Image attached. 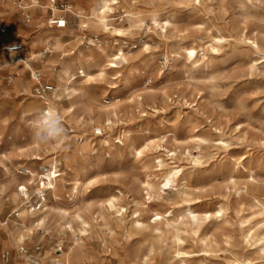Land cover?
I'll list each match as a JSON object with an SVG mask.
<instances>
[{"label": "rangeland", "instance_id": "rangeland-1", "mask_svg": "<svg viewBox=\"0 0 264 264\" xmlns=\"http://www.w3.org/2000/svg\"><path fill=\"white\" fill-rule=\"evenodd\" d=\"M37 1L40 5H48L45 0ZM66 1L73 10L80 9L83 13H87L88 6L94 2ZM119 1L113 16L115 23L121 20L124 9H131L141 12L145 24L135 28L123 40L114 34L96 33L107 50L124 43L129 64L120 69L117 78L109 68L104 77L98 76L95 74L97 67L91 70L92 80H86V76L79 78L75 86L79 103L73 113L62 115L68 130L64 147L54 150L53 146H37L32 140L29 122L40 111V106H48L44 105L46 98L31 96L35 95L32 81L24 91L17 86L19 76L13 85L6 86L10 88L5 90V97L0 93V161L7 167L0 162V253L9 254L10 264H23L17 251L23 244L34 255L36 246H40V257L49 254L61 258L66 246L73 245L76 239L64 236L62 242L59 241L56 232L59 209L73 212L76 206L83 210L91 206V211L96 214L103 206L106 210L103 213L114 232L95 225L80 239L77 230L76 237L85 245L87 253L82 264L116 261L131 264L132 259L148 246L160 241L150 228H138L132 223L131 214L136 215L133 213L135 202L144 207L141 214L148 220L154 218V209L166 210L167 214L174 210L180 215L188 213L189 205L203 210L220 202L226 206L223 218L206 219L196 235L190 231L182 232L184 250L192 252L186 262L179 261L172 253L176 245L164 235L161 249L151 256L149 264H264V0ZM2 6L15 9L9 1L0 4V8ZM34 8L36 14H33L32 24L23 21L16 13L18 9L12 14L13 20L6 22L16 29V35L10 39H19L24 47L20 53L13 54L0 50V74L3 73L0 80L4 85L11 71H7L10 66L2 68L1 62L5 63L15 55L25 57L26 41L42 25L47 26V8L39 21L36 19L39 6ZM154 10L159 11L161 20L169 17L171 22L166 29H160V25L156 27L151 20L150 14ZM70 16L67 29H52L72 40L70 35L77 32L78 17L72 13ZM83 34L85 41L93 37L88 29ZM218 34L226 40L217 50L210 49L209 44ZM253 38L260 45L259 54L250 44L249 39ZM192 41L205 46L204 51L198 48L199 61L193 65L180 51L182 44ZM143 42L148 44V49ZM83 46L87 49L86 43ZM67 48L77 53V47ZM91 53L96 56L95 50L91 49ZM49 54L44 53V56ZM255 59L257 65L252 68ZM23 77L22 82L32 80L28 73ZM112 85L116 88H111ZM105 92L120 99L118 110L124 121L108 130L111 146L102 144L103 132L100 136L94 134L97 122H104L105 116L98 117L97 109L104 104ZM137 95L142 98L141 104ZM123 126L129 132L121 143L117 136ZM198 135L207 141L195 143L191 137ZM218 137L231 143L229 149L214 146L213 140ZM151 138H163L164 147L176 151L174 162L170 164L183 167L181 183L184 186L181 187L186 189V195H175L176 187H170L162 192V197L155 200L148 197L142 184L145 175L159 173L158 156L164 159L170 156L166 151L156 153L151 150L137 156L136 148ZM75 147L82 148L76 150ZM19 150L24 151L22 155H16ZM54 156L60 199L46 195L50 207L35 215L36 219L48 214L45 224L25 243L16 245L11 240V233L12 228L21 223L17 210L22 204L15 206L11 202L12 192L17 183L24 182L31 188L40 179L33 181L30 175L18 170L50 168L48 161ZM74 178H81L84 184L78 194L70 191ZM115 198L128 206V216L123 224L113 218ZM30 199L36 206L39 196L35 190L30 189ZM190 226L188 222L180 228ZM249 229L259 234V241H246ZM59 246H62L60 253L57 251ZM107 252L108 256L105 255ZM38 264L49 263L45 258H39Z\"/></svg>", "mask_w": 264, "mask_h": 264}, {"label": "bare ground", "instance_id": "bare-ground-1", "mask_svg": "<svg viewBox=\"0 0 264 264\" xmlns=\"http://www.w3.org/2000/svg\"><path fill=\"white\" fill-rule=\"evenodd\" d=\"M8 1L15 7V9L5 6L0 8V19L6 21H8L11 14L18 9L13 0H7L3 3L0 2V4H4ZM125 1L130 2L132 0ZM119 3V0H94V2L88 6L87 13H83L80 9H71V13L78 17L77 32H72L70 35L72 40L65 39L63 34L60 32L57 33L52 29V27L42 25V28L37 30L36 33L26 41L24 48V53L26 54L25 57L15 55V57L11 59H6L5 63L1 62L2 68L10 66V70H13L11 73L15 74V77L12 84L19 76H21V78L17 80V86H21V88L25 91L29 87L31 81L33 83L35 82L34 73H40L41 75H44L42 76L44 80L50 81L53 84L54 90L51 92L49 98L48 95L50 93L44 98L35 96L34 94H31V96L38 97L42 100H45L46 98L47 101L44 105L47 104L49 106L55 102L62 115L73 113L76 109V104L79 103V98H77L78 96L75 93V86L80 80V77L86 76V80H92L94 74L91 73V70L93 67H97L98 71H95L97 72L95 74L98 76L104 77L106 75V69L109 68L117 75L114 76V78H117L118 73H120V69L129 64V53L125 50L124 43L120 42L115 48L112 47V49L107 50L104 46V42H102L96 34L99 31L102 33L114 34L123 40V37L127 38L135 28L145 24V18L141 12L131 9H124L123 14L120 15V17L122 16L121 20L118 23H115L116 18L113 16L115 15L114 12ZM34 6H39V11L42 12L48 5H40L37 0H32V7L30 8H33ZM150 18L156 27L160 25V29L162 30L164 28L166 29L171 22L169 17L161 20V14L157 10L151 12ZM36 19L39 21L41 19V15H37ZM67 28L68 27H65L64 30ZM85 29H88L93 34V37L89 38L87 41L84 40L86 39V36L83 34ZM15 35L16 29L11 26V29L1 37V40H6L12 37L14 38ZM224 40H226V38L222 34L215 35L212 39L213 42L209 44L210 49L217 50ZM249 41L250 44L253 45L255 51L259 54L260 45L257 40L253 38L249 39ZM77 43L78 46H76ZM85 43L87 49L83 46ZM143 44L145 48L148 49V44L145 42H143ZM68 46L77 47V53L75 50L73 51L68 49ZM199 47H201L202 51L205 50L204 44H200L195 41L185 43L180 46V51L184 54L185 58L190 61L191 65L196 64L199 61L197 58ZM45 48L50 49L49 55L44 56ZM91 49H93V51L95 50L96 56L91 53ZM202 56L205 57L204 52H202ZM52 63L54 64L52 65ZM256 65L257 60L255 59L253 60L251 67L253 68ZM65 70H69V74L67 76H64ZM25 73H28L29 78L32 80L27 81L25 79L22 82ZM0 76H3L2 73ZM20 80L21 84H19ZM0 82L2 84V80H0ZM3 87L4 85H0V93L3 97H5L4 93L7 88ZM111 88H116V85H112ZM103 98L104 104L98 107L97 115L98 117L105 116V118L104 122H97V129H101L103 132L102 144L111 146V135L108 133V130H111L113 126L119 122L124 124V121H121L118 110V102L120 99L115 95L109 96L108 92L104 93ZM137 99L141 104L142 98L140 95H137ZM44 108L46 107L40 106L39 109L42 110ZM128 132L129 131L125 127L120 129L117 136L119 138L118 142L120 141L123 143L124 137L128 136ZM191 138L197 144H202L207 141V139L199 137V135L192 136ZM163 141V138H159L157 140L151 138L147 140L143 146L136 148L135 151L137 156H142V154L148 150L155 151L156 153L166 151L168 152V155H170L169 158L166 159L172 160L171 162H167L166 159L158 156L157 170H159V173H145L146 175L142 184L148 192V197L153 200L157 197H162V192L170 189V187H176V191L173 192L175 195H186V189L181 187L184 186L182 184L183 167L178 164H170L174 162L176 151L166 149ZM213 141L214 146L217 148H228L231 144L228 140L222 137H218ZM37 146H39V144H37ZM57 147H59V145L53 147V149L55 150ZM80 148L75 147L74 149L79 150ZM23 152L24 151L19 150L16 155H22ZM55 159V156L51 157L48 161V163H50V168H44L42 171L28 168L26 170H18V172L30 175L29 177L33 181L38 178L40 179H38V183L35 182L36 184L32 185L31 188H29L24 182L17 183L15 192H12L13 197L11 198V202L14 203L15 206L22 204V206H20L17 210V215L20 218L21 223L16 224L15 228H12L14 231L11 233V240L16 245L25 243L36 233L38 228H41L45 224L48 214L38 216L36 219L35 215L39 211H45L50 207L49 200L46 195L49 194L55 199H60V195L57 193V168ZM2 165L6 167L4 163H2ZM83 185L84 184L81 178H74L70 185V191L74 194H78L83 188ZM21 188H23V191H21ZM30 189L33 191L35 190V194L40 198L39 201L42 202V205L38 208L33 205L30 199ZM114 203L116 208L113 218L117 223L123 224L128 216L127 203L121 202L118 198H115ZM138 204V202H135V208L133 210V213H136V215L133 216V214H131L132 223L138 228H150L155 237L160 241L154 242L148 246L144 252L132 259L131 264H149L151 256L157 251V249H161L160 243L162 242L164 235L168 236L171 242L176 245V248L172 253H174L176 257H179V261L186 262L192 252L184 250V237L182 236V232L190 231L192 234L196 235L203 221L206 219H216L218 217L223 218L226 213V206L224 203L219 202L218 204L216 203L217 206L203 210L193 209L192 206L189 205L187 208L188 213L180 215L175 214L174 210H172L170 214H167L166 210L157 211L154 209L152 215L154 218L152 220H148L141 214V210H143L144 207H140ZM147 207H150V204ZM86 208L87 210H83L80 206H76L73 212H69L67 209H59L56 213L58 216L56 221V232L59 241L62 242L61 237L64 236L69 238L75 237L76 241L73 245L66 246V250L60 254L61 258L50 257L48 254L45 257L39 256L40 260H44L45 258L49 264H82V261L85 259L87 253H85V245L81 244L76 237L77 230L81 235V237H79L80 239L84 235L89 234L94 229L95 225L104 226L110 233L114 232V229L108 221L109 219L103 213L106 211L103 206H100L102 211L100 210V212H97L96 214L91 211V206H86ZM188 222L191 226L182 230L180 225H184ZM258 235L259 234L256 231H251L249 229L245 235V239L247 242L259 241L260 237ZM108 250L110 251V249ZM105 255L108 256V252L105 253ZM38 263L39 260L34 264ZM110 264H120V262L116 261L111 262Z\"/></svg>", "mask_w": 264, "mask_h": 264}, {"label": "built area", "instance_id": "built-area-1", "mask_svg": "<svg viewBox=\"0 0 264 264\" xmlns=\"http://www.w3.org/2000/svg\"><path fill=\"white\" fill-rule=\"evenodd\" d=\"M7 0H0L1 3ZM18 7V11L23 21L30 25L33 23V14L30 12V7H32V0H13ZM48 3L47 14L45 16V23L48 27L52 28H65L68 26L71 19V9L72 5L66 0H45ZM61 21L63 23L61 24ZM37 28V27H36ZM11 29L3 19H0V50L5 51L7 54L20 53L23 50V44L19 39L1 40V37ZM50 49H44V53H49ZM1 69V68H0ZM8 74L5 78V84L10 85L13 81L14 74ZM34 92L38 97H45L48 93L54 90L53 84L46 82L40 73H34ZM94 134L97 136L102 135L101 129H95ZM40 199V198H39ZM42 199V198H41ZM39 201V200H38ZM36 203V207H40L42 202ZM35 255L30 253L28 249L22 244L18 248V253L22 256L23 264H34L39 260V255L41 254V247L36 246ZM59 253L62 251V246L58 247ZM0 263L10 264L9 254L7 252L0 253Z\"/></svg>", "mask_w": 264, "mask_h": 264}, {"label": "clouds", "instance_id": "clouds-1", "mask_svg": "<svg viewBox=\"0 0 264 264\" xmlns=\"http://www.w3.org/2000/svg\"><path fill=\"white\" fill-rule=\"evenodd\" d=\"M69 70L64 71V76ZM32 140L41 146H61L67 143L68 130L65 126L61 111L55 102L40 110L32 121L29 122Z\"/></svg>", "mask_w": 264, "mask_h": 264}, {"label": "crops", "instance_id": "crops-1", "mask_svg": "<svg viewBox=\"0 0 264 264\" xmlns=\"http://www.w3.org/2000/svg\"><path fill=\"white\" fill-rule=\"evenodd\" d=\"M30 12H31L32 14H36V13H35V8H34V7H33V8H30ZM42 13H43V11L40 12V13H38V14H40V15L43 16ZM12 14H13V13H12ZM12 14H11L10 19H9L8 21H6V20H4V21H5V22H10L11 19H12ZM9 70H10V69H8L7 71L9 72ZM10 71H13V70H10ZM0 72H1V71H0ZM2 75H3V73H2ZM15 81H16V80H15ZM13 84H14V83H13ZM13 84H12V85H13ZM0 85H1V83H0ZM3 85H4V84H3ZM6 86H7V85H4L5 88H7V89L10 88V87H6ZM50 94H51V93H50ZM34 97H35V96H34ZM36 98H38V97H36ZM38 99H39V98H38Z\"/></svg>", "mask_w": 264, "mask_h": 264}, {"label": "snow or ice", "instance_id": "snow-or-ice-1", "mask_svg": "<svg viewBox=\"0 0 264 264\" xmlns=\"http://www.w3.org/2000/svg\"><path fill=\"white\" fill-rule=\"evenodd\" d=\"M63 23V21H61V24ZM21 191H23V188H21Z\"/></svg>", "mask_w": 264, "mask_h": 264}]
</instances>
